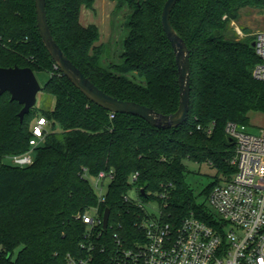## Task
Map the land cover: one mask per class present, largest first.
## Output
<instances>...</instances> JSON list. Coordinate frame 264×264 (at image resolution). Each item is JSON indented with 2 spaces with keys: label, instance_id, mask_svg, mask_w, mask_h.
<instances>
[{
  "label": "trees",
  "instance_id": "trees-1",
  "mask_svg": "<svg viewBox=\"0 0 264 264\" xmlns=\"http://www.w3.org/2000/svg\"><path fill=\"white\" fill-rule=\"evenodd\" d=\"M46 1L58 45L99 89L163 115L178 110V67L162 27L167 0H113L114 17L129 12L116 62H108L113 53L100 43L98 27L81 23L83 7L94 10L95 0ZM247 7L264 10V0L177 3L171 23L190 51V111L183 126L162 130L133 115L111 119V112L90 102L55 68L38 30L36 0H0V68L49 73L41 92L56 102L52 110L34 108L21 121L23 106L9 93L0 97V264H66L69 255L85 256L87 225L81 216L93 208L101 216L110 210L108 227L97 230L103 235L93 236L94 244L112 248L118 238L133 245L142 239L138 224L144 211L126 200L132 189L141 203H156L170 223L193 214L213 225L207 198L235 173L230 161L236 146L227 124L249 126L250 113L264 114V82L253 76L260 62L253 38L227 36ZM39 117L47 119L50 131L35 149L34 164L11 166L8 157L30 150ZM186 161L208 164L222 177L203 190V202L186 181ZM101 172L114 174L104 200L89 179Z\"/></svg>",
  "mask_w": 264,
  "mask_h": 264
},
{
  "label": "built area",
  "instance_id": "built-area-1",
  "mask_svg": "<svg viewBox=\"0 0 264 264\" xmlns=\"http://www.w3.org/2000/svg\"><path fill=\"white\" fill-rule=\"evenodd\" d=\"M238 35L246 38L239 30ZM253 43L260 60L253 76L264 82V32L256 33ZM55 68L59 70L57 65ZM114 117L112 113L111 119ZM48 127L46 118H37L30 150L8 157V163L21 169L32 166L35 149L44 144ZM206 131L211 135L213 126ZM226 133L236 146L230 161L235 173L215 186L207 198L213 225L193 214L180 224L170 223L156 203H141L139 191L132 189L130 193L134 191L136 198L132 199L129 193L126 200L144 211L138 224L142 239L127 246L117 238L112 248L104 243L94 244L93 236L102 238L97 230L104 229V214L101 216L98 208H93L81 216L87 225L86 240L82 243L85 256L69 255L66 264H264V129L255 135L249 133L248 126L231 122ZM138 177L135 174L131 183ZM91 178L95 179L93 187L100 191L97 196L104 200L114 179L113 172H101Z\"/></svg>",
  "mask_w": 264,
  "mask_h": 264
},
{
  "label": "water",
  "instance_id": "water-1",
  "mask_svg": "<svg viewBox=\"0 0 264 264\" xmlns=\"http://www.w3.org/2000/svg\"><path fill=\"white\" fill-rule=\"evenodd\" d=\"M180 0H167L162 12V27L170 41L178 67L180 104L178 110L170 115H163L141 104L114 98L91 82L84 73L65 55L55 40L48 20L47 1L36 0L37 26L44 46L60 72L92 103L114 114H127L139 117L151 126L166 130L183 126L189 117L191 101V60L190 51L185 41L177 34L172 23L173 9ZM254 47V43L252 44ZM35 72L31 68H0V97L6 93L11 100L18 102L23 109L21 121L31 113L42 91ZM142 194H145L142 191ZM110 220V210L104 214V229Z\"/></svg>",
  "mask_w": 264,
  "mask_h": 264
},
{
  "label": "rangeland",
  "instance_id": "rangeland-1",
  "mask_svg": "<svg viewBox=\"0 0 264 264\" xmlns=\"http://www.w3.org/2000/svg\"><path fill=\"white\" fill-rule=\"evenodd\" d=\"M111 11H110V10ZM115 5L111 0H105V6L102 7L101 13L106 16V40L104 44L110 47L113 57L108 62H116L119 60V56L123 50V40L125 34L123 32V25L126 20V15L129 13L127 9L120 12L116 17L113 16ZM101 15V17H102ZM103 19V17L101 18ZM238 30L246 35V38H253V36L258 32H264V10L247 7L241 11L240 18L237 22L231 24L230 31H228L227 36L229 38H241L238 35ZM134 75V74H133ZM50 74L47 72H37L36 77L41 84L42 88L50 79ZM132 77V75H130ZM55 99L51 96H46L44 93L40 92L38 95V102L35 108L52 110L55 107ZM36 122V119L33 123ZM34 125V124H33ZM249 133L259 134L264 129V114L259 112L250 113V125L248 126ZM50 131V127H48ZM188 167V173L186 174V181L189 187L193 190L194 195L197 197V201L203 202V198H200V194L206 187L211 183L220 179L222 181L221 175L218 176L217 170L210 167L208 164H197L191 161H186ZM90 182L94 186L95 179L90 177ZM94 188V187H93ZM97 194L100 191L94 188ZM105 191V190H104ZM129 196L134 199L136 194L131 192Z\"/></svg>",
  "mask_w": 264,
  "mask_h": 264
},
{
  "label": "crops",
  "instance_id": "crops-1",
  "mask_svg": "<svg viewBox=\"0 0 264 264\" xmlns=\"http://www.w3.org/2000/svg\"><path fill=\"white\" fill-rule=\"evenodd\" d=\"M114 5L115 2L113 0H111ZM105 6V0H95V5H94V10H90V9H87L86 7H83L82 11H81V17H80V20H81V23L83 26L87 27L89 25H95L98 27L99 31H100V43H106L105 40H106V16L100 14L101 13V10H102V7ZM110 10V9H109ZM111 11V10H110ZM103 19H101L102 17ZM105 19V20H104Z\"/></svg>",
  "mask_w": 264,
  "mask_h": 264
}]
</instances>
